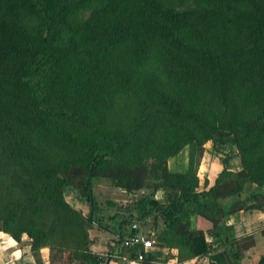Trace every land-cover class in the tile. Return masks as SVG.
Returning a JSON list of instances; mask_svg holds the SVG:
<instances>
[{"label":"trees","instance_id":"obj_1","mask_svg":"<svg viewBox=\"0 0 264 264\" xmlns=\"http://www.w3.org/2000/svg\"><path fill=\"white\" fill-rule=\"evenodd\" d=\"M229 137L239 170L226 154L201 187L205 144ZM96 179L127 199L101 203ZM250 210L264 212V0H0L1 232L50 264H100L93 227L122 244L142 229L178 263L264 264L244 263L264 228L233 234ZM134 247L141 264L172 257Z\"/></svg>","mask_w":264,"mask_h":264},{"label":"crops","instance_id":"obj_2","mask_svg":"<svg viewBox=\"0 0 264 264\" xmlns=\"http://www.w3.org/2000/svg\"><path fill=\"white\" fill-rule=\"evenodd\" d=\"M204 148L205 151L202 156L199 170L203 169L204 161L209 159H211V161L213 160L215 168H213L211 162L210 165L206 163L208 166L207 170H204L202 175H200V173L198 174L201 187L203 186L205 179H207L210 184L213 183L214 179L213 177L211 178L213 174L210 173H212L215 169L214 175L217 176L219 171L222 169L220 158L223 157L224 154H228L232 157L230 161V168L234 171L239 170V161L236 156V150L234 148V141L232 137L227 138L224 145L207 142ZM206 149L209 150V153ZM210 151L214 152L213 156L210 155ZM215 161L217 164H215ZM73 205L77 209L81 210L85 216H88L91 213V207L88 202H79L75 200ZM196 224L197 227L204 230H207L210 227V223L201 217L197 218ZM263 228L264 212L258 210L242 211L239 215V221L233 224V234L240 237L251 232H258ZM139 233H141L144 237L146 235L142 229L136 232L137 235ZM89 234L92 240L91 249L99 258L100 264H141V261L137 260L136 256L133 254V249L135 247L125 248L121 242L119 234L116 231L101 227H93L89 230ZM255 239L256 247L254 250L246 253L244 263H248L256 255L264 253V235L256 233ZM206 240L212 241L213 238L206 233ZM147 252L155 254L160 260L165 259L168 255L172 256L165 264H208L207 259L205 258L191 259L178 263L175 259L177 252L165 247L154 246ZM39 254L40 256L37 259L31 251L27 235H23L21 241L17 242L8 234L0 231V264H50L48 248H42ZM101 260L104 261V263H102Z\"/></svg>","mask_w":264,"mask_h":264},{"label":"rangeland","instance_id":"obj_3","mask_svg":"<svg viewBox=\"0 0 264 264\" xmlns=\"http://www.w3.org/2000/svg\"><path fill=\"white\" fill-rule=\"evenodd\" d=\"M207 150V149H206ZM208 153H209V150H207ZM224 154V153H223ZM185 155V154H184ZM184 155L182 156H179L177 158H175L174 160H171L170 161V166L171 168H181V165L182 163L184 162L185 158H184ZM210 155L213 156L214 155V152L210 151ZM225 155V154H224ZM210 156V157H211ZM222 158V157H221ZM210 162L211 164L213 165V168H215V165H214V162L213 160L211 161V159L209 160H205L204 161V164H203V169L199 170L198 168V174L200 173V175L203 174V171L204 170H207L208 166L206 163H208L210 165ZM213 162V163H212ZM220 163V162H219ZM215 164H217V162L215 161ZM210 174H213L211 176V178L213 177V179H215V169L212 173ZM211 179V180H213ZM93 189H94V193L97 197V199L101 202V203H104L106 199L110 198V199H114L116 201H124L127 199V195L124 193V192H121L119 189L113 187L111 185V182L110 180L108 179H96V180H93ZM257 256V255H256ZM256 256L253 258L256 259Z\"/></svg>","mask_w":264,"mask_h":264},{"label":"built area","instance_id":"obj_4","mask_svg":"<svg viewBox=\"0 0 264 264\" xmlns=\"http://www.w3.org/2000/svg\"><path fill=\"white\" fill-rule=\"evenodd\" d=\"M137 245L142 246L143 252H147L148 250H151L154 247L153 244L151 243V241L145 239L144 236H142V235H140V236L136 235L130 239H126L123 242V246L125 248H132V247L137 246ZM136 258H137V260L142 261L143 260V253L138 252Z\"/></svg>","mask_w":264,"mask_h":264},{"label":"water","instance_id":"obj_5","mask_svg":"<svg viewBox=\"0 0 264 264\" xmlns=\"http://www.w3.org/2000/svg\"><path fill=\"white\" fill-rule=\"evenodd\" d=\"M162 194V192H158L157 193V197H160V195ZM139 236L141 235V233L138 234ZM102 263H104V261L101 260Z\"/></svg>","mask_w":264,"mask_h":264}]
</instances>
